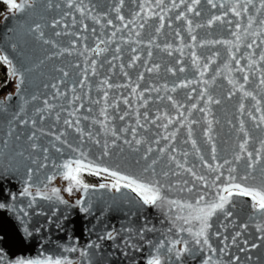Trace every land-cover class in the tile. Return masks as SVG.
<instances>
[{
  "label": "water",
  "instance_id": "1",
  "mask_svg": "<svg viewBox=\"0 0 264 264\" xmlns=\"http://www.w3.org/2000/svg\"><path fill=\"white\" fill-rule=\"evenodd\" d=\"M164 2L171 7V0H164ZM231 2L232 0H225V3L230 4ZM85 3H90L94 7L92 14L83 19L79 12L67 7L66 0H52V7L47 6L46 0H40L34 11L31 9L23 13L8 11L0 17V49H7L10 52L13 64L22 68L25 75L21 96L16 94L17 80L11 77L15 85L0 91V101H3L9 93L12 94V100L7 101L4 106H0V140L5 138V133L10 128L16 129L13 138L10 139L9 147L3 149L0 166L5 163L4 157L12 159L13 144L16 149L25 151L26 156L31 153L32 160L36 161V163H31V160L19 157L12 159V171L15 178L5 182V188H10L12 192L19 194L25 186L21 179L24 168L31 166L37 169L40 163H44V155L49 157L47 162L49 166L39 168L37 174L41 179L45 173L52 171L53 162H62L65 157L69 156L70 150L67 144L61 145L56 140V136L61 134H63L61 138L65 139L68 144H79L90 159L99 157L103 150L102 145L106 141L109 146L108 150L112 153L111 157L104 158L107 166L120 164L124 168L142 167L143 160L140 165H135L134 161L151 147L152 152L149 154V159H158V170L172 169L178 173V175L170 177L174 185L183 180H188L191 183L194 178L183 169H176L175 163L168 158L170 154L175 155L181 162L187 160L186 166L195 164L197 171L200 170L198 154L192 149L191 140H188L189 127L193 130L192 138L197 141V147L201 149L200 154L205 156H208L210 152V146L204 135L209 121H211L213 141L221 157L231 158L236 149L238 140L242 136L237 130L240 119L245 120L246 128L255 138L253 140L255 143L252 146H258L259 138H263L264 133L254 129L253 125H249L252 123L251 120L246 115L241 117L239 112L240 103H244L245 108L250 109L254 102L250 97H242V93L239 90H234L233 86L228 83L229 78L237 84L242 83L244 73L236 71L234 66L225 69L224 66L228 63L226 45L212 44L200 47V43L207 40H231L235 43V37L231 33L235 31V21L239 18L234 17L229 11L225 20L231 19L233 25L217 23L212 28H207L206 22L209 15L221 14L223 10L211 9L205 0H201L202 16L197 17L194 13H186L187 18L193 21L192 34L197 37L194 47L189 48L187 45L192 44V41L188 33L187 21L175 19L179 12L185 10V5L180 4L179 0H177L179 5L177 8H172L171 11L166 9L162 13L155 8L154 0H124L120 13L125 18L124 22L116 18L114 11V6L119 4V0H85ZM56 4H59L60 7H55ZM141 4L145 5L143 12H140ZM150 9L165 16L163 21L165 27L159 33L156 32L160 24L158 15H150ZM65 13L71 14L65 15ZM137 13L139 16L136 15ZM72 16L76 17L75 24H73ZM93 17L99 18V23ZM141 17L146 22L142 21ZM54 19L61 20V23L55 28L51 27V22ZM108 19H111L113 24H107ZM129 20H133L134 23L129 24L128 28H124L123 24ZM142 22H144V27L139 28ZM35 23L41 24L45 37L56 42L55 47L51 43L43 44L28 31V26ZM245 23L246 18L241 22V26L243 27ZM85 24L87 25L86 30L84 29ZM197 24H204L205 27H196ZM102 25L104 27H101ZM93 28L96 29L95 33L92 32ZM117 28L121 31H117L116 36L113 37L112 32ZM57 31L61 32L58 37L54 35ZM136 31L140 32L139 36H136ZM177 31L180 32V36L176 35ZM65 32L68 34L65 35ZM101 40H107V45L100 43ZM12 44L17 45L14 52L10 48ZM97 44L100 48L106 47V50L97 52ZM117 48L120 49L119 52L116 51ZM133 48L136 49L135 52L132 51ZM61 49H68V51L60 54ZM193 50L196 51L201 65L205 63L207 57L216 52L220 53L215 62L211 63L204 77L200 76L199 69L193 64L191 57ZM246 51L251 50L245 49L242 40L240 51L236 55L239 56ZM259 51V49L256 50L255 59L257 60ZM148 52L152 53L150 57ZM134 56H138L139 59L133 60ZM93 60L95 61L94 74ZM240 63L241 67L246 68L247 59H241ZM155 65H159V68L156 69ZM180 67H184L185 71L180 72ZM60 69L67 71L68 76L65 77ZM149 69L153 70L149 71ZM168 69H173V71H168ZM249 75L250 82L246 88L249 91L255 89L254 94L259 99L264 96V90L257 87L259 73L253 71ZM213 76H215V81L211 82ZM204 80L210 81L207 91L214 100L220 99L221 103L213 102L208 105L210 111L200 112L199 108L206 103V97L201 99L198 94L206 87L203 83ZM81 81H83L82 84ZM103 81H107V83H103ZM189 81L191 83H188ZM52 84L57 85L60 95L57 94V89L51 87ZM180 84H188V86L180 87ZM173 86H176L175 91H172ZM134 87L136 88L135 92L132 91ZM230 91H233L234 94L229 98ZM105 94H107V100H105ZM32 96H35L36 99L31 100ZM169 96L181 105L179 111L184 113L183 116L178 115L177 108L171 100L167 99ZM24 98H29L27 104H24ZM45 100H48L47 106L44 104ZM145 101L147 102L145 103ZM193 104H196L195 109L192 108ZM21 105H23V111L19 112V118L28 120L29 123L26 125L19 124L18 120L13 119V114L19 111ZM38 109L43 111H38ZM101 109L106 110L107 120L101 114ZM124 113H127L124 119H119ZM145 115H147V119H145ZM169 118L173 123L167 124V128H165L164 125ZM65 119L72 121L79 119L78 127L83 130V136L75 126L70 127L65 124ZM32 120L36 121L35 125L31 123ZM137 120L140 121L139 125L136 123ZM193 120L196 123H191ZM133 129H135V138L141 140L140 145H136L133 141ZM258 131L260 133H257ZM33 133H35L34 141L28 139ZM172 133H175L174 138L164 139V137L171 136ZM16 135H20L18 141L14 140ZM89 135H91V139H89ZM116 136H119L120 139L117 140ZM125 139L132 141L131 147L124 143ZM96 140H99L100 143L97 144ZM113 141H115V146ZM32 143L38 145L35 151L31 148ZM56 147H61L62 153L56 152ZM162 147H166L163 154L159 152ZM43 148H48V152L44 153ZM134 148H138L139 151H133ZM172 148H175L176 151L172 152ZM184 152L188 153L186 157L183 155ZM16 169L19 171H15ZM95 177L98 182H102L99 176ZM66 183L57 177L53 186L63 189L66 187ZM62 195L64 199L72 203L79 198L80 193L68 196L62 192ZM113 195V193L104 191L94 193L92 194V203L94 206H102L105 202L112 203L110 197ZM170 195L179 199L187 197L188 193L174 190ZM133 196L134 194H127L128 198H133ZM29 200L28 197L18 195L17 200L10 201L17 208L23 205L29 214L27 217H22L15 211L0 212V264H15V261L20 259L45 260L50 255L53 258L71 257L77 259V264H79L78 252H65L64 248L76 246L79 250L85 247L89 241H96L98 231L104 230L101 227V222H96L93 225L94 217L85 215L78 208L58 203L53 204L44 200H37L33 207L28 208ZM116 207L120 211L110 213L102 218L105 227H111L113 224L120 227L122 224H127L129 218L125 212L126 200L123 205L118 200ZM248 207L246 198H238L235 205H229V210L232 212L229 221L231 223L234 221V224L224 221L222 216L219 222L216 217H213L210 243L219 249L222 247L221 239L227 235L230 245L228 251L231 255L240 256V264H264V240L258 239L261 233L257 232L256 227L242 229L235 222L241 215L250 216L251 210ZM240 209L245 212L241 213ZM139 212L143 216L149 217L157 229L146 232L143 239L134 238V242L140 246L141 250L128 249L129 254L124 256L119 249L112 247L113 242L99 241L101 250L92 256L93 264H147L149 252L153 251L147 241H152L154 244L157 240L163 239L162 232L167 228V222L160 223L163 216L158 210L140 207ZM50 217L51 221L49 222ZM131 219L134 224L139 226V215ZM262 222L264 223V221H258V223ZM223 224H228L227 226L231 229L224 231ZM24 227L28 228L31 235L24 231ZM217 229L221 232L220 238L215 235ZM237 230L242 232L241 240L247 239L249 245L257 243L260 246L243 252L239 250V247H243L242 244L239 247L232 246L230 244L231 236ZM123 235L126 236L127 233ZM185 238L189 240V247L194 248L191 237L185 234ZM93 251L89 249L90 253ZM202 255L203 253H197L193 257L186 253L180 259L173 256L170 264H200ZM249 255L253 258L250 261L246 260ZM229 258L228 255H225L222 259L227 261Z\"/></svg>",
  "mask_w": 264,
  "mask_h": 264
},
{
  "label": "snow or ice",
  "instance_id": "2",
  "mask_svg": "<svg viewBox=\"0 0 264 264\" xmlns=\"http://www.w3.org/2000/svg\"><path fill=\"white\" fill-rule=\"evenodd\" d=\"M2 2L7 6L9 12H25L26 10H35V7L39 4L40 0H2ZM206 4L210 6L211 9L223 10L221 14H211L206 22L207 28H212L213 25L219 23L220 25H233L231 19L225 20L228 16L229 11L234 17H237L235 21V31L231 33L235 37V43L231 40H207L200 43V47L212 44H222L226 45V53L228 58V63L225 64V69L234 66L236 71L244 73L242 76V83L237 84L233 79L229 78L228 83L233 86L234 90H239L242 93V97L251 98L254 102L252 108L246 109L244 103H240L239 112L241 117L247 116L253 125V128L264 133V96L259 99L253 91H249L246 85L250 82V75L253 71L259 73L258 85L257 87L264 90V0H232L230 4L225 3V0H205ZM47 6L52 7V0H46ZM67 7L69 9H74L79 12L81 18H87L92 14L94 5L85 3V0H66ZM180 4L185 5V10L179 12L175 19L176 20H186L188 33L191 36L192 44L187 45L189 48H193L196 44L197 37L193 33V21L188 19L186 13H194L195 16H202V9L200 8L201 0H179ZM124 0H119V4L114 6V11L116 13V18L121 22H124L125 18L121 15V8L123 7ZM154 5L156 9L160 12H164L166 9L171 11L172 8H177V0H171V7L165 4L164 0H154ZM55 7H60L56 4ZM140 12L144 11L145 5L141 4ZM150 15H158L160 24L156 29L159 33L161 29L165 27L163 21L165 16L159 14L156 11L150 9ZM71 13H65V15H70ZM136 15L139 16V13ZM97 23H99V18L93 17ZM246 18V23L241 26V22ZM141 20L146 22L143 17ZM73 24L76 23V17L72 16ZM144 22L139 25V28L144 27ZM61 23V20L54 19L51 22V27L55 28ZM134 23L133 20H129L123 24L124 28H128L129 24ZM107 24H113L111 19L107 20ZM67 27V25H65ZM101 27H104L102 25ZM171 27V24H169ZM196 27H205L204 24H197ZM84 29H87V25H84ZM28 31L31 32L38 40L43 44H52L53 47L56 46L55 41H51L45 37V33L42 30L40 23H35L28 26ZM121 31L117 28L112 32V36H116V32ZM131 31V30H130ZM92 32L95 33L96 29L93 28ZM65 35L68 33L65 32ZM136 36L140 35L139 31H136ZM55 36H60L61 32L57 31ZM177 36H180V32H176ZM86 38V37H85ZM250 38V39H248ZM244 41V47L246 51L241 53L239 56L236 55L240 51V42ZM100 43L107 45V40H101ZM170 47V46H166ZM11 50L14 52L17 49V45H10ZM259 49V59H255ZM105 48H100L97 44L96 51L103 52ZM68 51V49H61L60 54ZM117 52L120 51L119 48L116 49ZM133 52L136 51L135 48L132 49ZM69 54H71L69 52ZM171 54V53H169ZM152 55L148 52V56ZM220 55L219 52L214 53L212 56L207 57L205 63L201 65L199 63V57L195 50L191 52V57L193 64L197 66L200 72V76L204 77L207 69L210 67L211 63L215 62L216 58ZM247 59V65L241 67V59ZM139 59L138 56H134L133 60ZM0 64L4 65L9 69L8 75L11 78L17 80V92L18 96L22 95V87L25 84V75L22 68H18L17 65L13 64V57L7 49H0ZM93 74L95 71V61H92ZM156 69L159 65L154 66ZM247 69V71H246ZM153 69H149L152 71ZM63 71V75L68 76V72ZM87 71V69H85ZM168 71H173V69H168ZM180 72H184V67L179 68ZM175 75V72H173ZM141 78H143L141 76ZM215 81V76L212 77V81ZM83 81H81V84ZM107 83V81H103ZM188 83H191L189 81ZM203 83L206 85L205 89L199 92L201 99L206 97V103L204 106L199 108L200 112L210 111L208 105L211 103L220 104V99H213V96L207 91V86L209 85V80H204ZM111 86V85H109ZM180 87H187L188 84H180ZM52 88L57 89L56 84L51 85ZM176 90V86H173L172 91ZM133 92L136 91L134 87ZM57 94L60 95L57 89ZM234 94L233 91L229 92V98ZM29 98H24V104L28 103ZM31 100H35L36 97L32 96ZM171 100L173 105L177 108V113L183 116L184 113L179 111L181 105L171 96L167 97ZM12 100V94L9 93L4 97L3 101H0V106H4L7 101ZM105 100H107V94H105ZM127 103V101H125ZM147 101H145L146 103ZM99 103V101H97ZM44 104L48 105V100L44 101ZM192 108H196V104L192 105ZM6 111V107L4 108ZM23 111V105L19 111L13 114V119L19 121V124H28V120L20 119L19 112ZM38 111H43L38 109ZM101 114L108 119L107 112L105 109H101ZM258 114V115H257ZM72 115V113H69ZM124 113L119 117L123 120ZM189 115L191 113L189 112ZM59 119V116H57ZM147 119V115H145ZM159 119V117H157ZM33 125L36 124L35 120H32ZM65 124L70 127L75 126L77 131L83 136V130H81L79 125V119L76 121L65 119ZM138 125L139 120L136 122ZM173 123L172 119H168L167 123L164 125L167 128V124ZM191 123H196L195 120ZM16 131L15 128H10L5 133V138L0 140V156H3V149L9 147L10 139L13 138V133ZM239 133L242 136L238 140L236 149L233 151L231 158L221 157L218 154L217 146L213 141L212 136V126L211 121L208 123V128L204 132L207 138V144L210 146V152L208 156L201 153V149L197 147V141L192 138L193 130L191 127L188 129V140H191L192 149L198 154L199 159V171H197L196 165L186 166L187 160L181 162L175 155H169V159L175 163L176 169H183L184 172L189 173L193 178V182L188 180L178 181L174 185L170 179L172 175H178L172 169L164 170L157 169V164L159 163L157 158L149 159V154L152 152V148L149 147L146 152H144L139 159L134 161L135 165H140L141 160L144 161L142 167L139 168H124L120 164L115 166H107V162L104 160L105 157H111L112 153L108 150V143L105 141L102 145V152L99 157L89 158V155L83 150V148L77 144H68L65 139H62V135H57L56 140L60 142L61 145L67 144L70 153L69 156L65 157L62 162H53L52 171L50 173H45L43 179L37 174L39 168H47L49 157L48 155L43 156L44 163H40L37 169L27 166L24 168L23 180L24 187L19 192V194L12 192L10 188H5L4 183L14 179L13 175V163L12 159L19 157L21 159H29L31 163H36L32 160L31 153L26 156L25 151H21L15 148L14 144L12 146V159L4 157L5 163L0 166V212H10L15 211L22 217H27L29 214L25 210V207L21 205L19 208L15 204L10 203V201H15L20 197L30 198L27 205L28 208L33 207L37 200L48 201L53 204H63L67 207L78 208L80 212L87 216L94 217L93 225L96 222H101V227L103 231H98L97 240L89 241L88 244L80 248L76 246L64 248L65 252L75 253L78 252L79 264H93L92 256L101 250V244L99 241H110L113 242L112 247L119 249L122 255L127 256L128 249L134 251H140L141 248L134 242V238L143 239L146 232L156 231V226L151 222L149 217L143 216L139 212L140 207H148L154 210H158L163 216L160 223L167 222V228L163 230V239L157 240L154 244L152 241H147L153 251L149 252V258L147 259V264H170L171 258L174 256L176 259H180L186 253L196 256L197 253H203L200 258V264H240L241 258L239 255H231L229 250V237L227 235L223 236L220 243L222 247L217 249L210 243V230L213 228V217L217 218V222L220 221L221 216L224 221H229L232 217V212L229 210V205H235L238 198H246V202L249 205L251 214L249 219L255 222L257 219L264 221V138H259L258 146L253 147V140L255 139L248 128L245 127V120L240 119L239 121ZM133 141L136 145L141 144L140 139L135 138V129L132 130ZM115 135V133H113ZM175 137V133L171 136L164 137V139H172ZM89 135V139H91ZM20 135H16L14 140L18 141ZM29 140H35V133L28 137ZM116 139H120L116 136ZM97 144L100 143L99 140L95 141ZM187 143V140L185 141ZM125 144L130 147L132 141L127 139L124 140ZM157 143H159L157 141ZM115 146V141H113ZM38 145L36 143L31 144L33 151L36 150ZM167 147V146H166ZM166 147L159 149V152L163 154L166 151ZM44 153L48 152V148H43ZM133 151H139L138 148H134ZM176 149L172 148V152ZM56 152L62 153L61 147H56ZM183 155L186 157L187 152ZM15 171H19L16 169ZM85 174L89 176H99L103 182L98 184H90L85 181ZM35 177V178H34ZM57 177H60L63 181H66V187L61 189L60 187L53 186L54 181ZM35 189V191H33ZM188 193L187 197H180L179 199L173 198L170 193L172 191ZM107 192L113 193L114 195L110 197L112 203L105 202L102 206H94L92 203V194L97 192ZM63 193L68 196H73L75 193H80L78 199L70 203L68 200L64 199ZM134 194L133 198H128L127 194ZM119 200L120 204L123 205L125 200L127 202V207L125 209L126 215L129 218L127 224H122L117 227L113 224L111 227H105V222L103 217L109 215L110 213H115L120 211L116 207V202ZM56 210L54 209V212ZM140 216V221H138L139 226L132 222V217ZM51 217L49 218V222ZM23 223V221H21ZM231 222V221H229ZM225 229L227 224L222 225ZM240 228L247 229L248 224L243 223L239 226ZM257 232L261 233L258 239L264 240V223H258L256 225ZM24 231L31 235L27 227H24ZM127 233V235H123ZM170 234V235H169ZM185 234L191 237V242L195 246L194 248L189 247V240L185 238ZM217 238L221 237V232L219 229L215 232ZM242 232L240 230L235 231V234L231 236L230 244L232 246L243 245L239 247L241 252L250 251L256 249L260 245L257 243H252L249 245L247 239L241 240ZM89 249L94 250L92 253ZM112 254V253H108ZM228 255L230 258L225 261L222 258ZM252 256L246 257V260H252ZM15 264H77V259L71 257H58L53 258L51 255L45 260H16Z\"/></svg>",
  "mask_w": 264,
  "mask_h": 264
},
{
  "label": "rangeland",
  "instance_id": "3",
  "mask_svg": "<svg viewBox=\"0 0 264 264\" xmlns=\"http://www.w3.org/2000/svg\"><path fill=\"white\" fill-rule=\"evenodd\" d=\"M6 12H8L7 6L2 1H0V17H2ZM4 70H6L5 74L3 73ZM8 72H9V69L6 68L4 65L0 64V90L1 91L4 88L13 87L15 85L14 81H12L11 78L9 80ZM84 179L88 180L89 175L85 174Z\"/></svg>",
  "mask_w": 264,
  "mask_h": 264
},
{
  "label": "flooded vegetation",
  "instance_id": "4",
  "mask_svg": "<svg viewBox=\"0 0 264 264\" xmlns=\"http://www.w3.org/2000/svg\"><path fill=\"white\" fill-rule=\"evenodd\" d=\"M91 182V184H94V182L93 181H90ZM249 217L250 216H246L245 218H244V221H242V220H240V219H236V223H237V226L239 227L240 225H242L243 223H247L248 224V228L247 229H251V228H255L256 227V225L258 224V220H256L255 222H253L252 220H250L249 219ZM228 223V222H227ZM231 223V222H230ZM232 223L234 224V221H232ZM231 223V224H232ZM228 225V224H227ZM230 227H231V225H230ZM228 229H231V228H229V226H227V228L226 229H224V231H227ZM236 229V228H235ZM243 229V228H242ZM230 231V230H229ZM228 231V232H229ZM230 235V234H229ZM232 235V234H231Z\"/></svg>",
  "mask_w": 264,
  "mask_h": 264
},
{
  "label": "bare ground",
  "instance_id": "5",
  "mask_svg": "<svg viewBox=\"0 0 264 264\" xmlns=\"http://www.w3.org/2000/svg\"><path fill=\"white\" fill-rule=\"evenodd\" d=\"M60 185V184H59ZM241 215V214H240ZM247 215H241L240 217H237L238 219H240V220H242V221H244V218L246 217ZM236 218V217H235ZM237 219V220H238Z\"/></svg>",
  "mask_w": 264,
  "mask_h": 264
},
{
  "label": "trees",
  "instance_id": "6",
  "mask_svg": "<svg viewBox=\"0 0 264 264\" xmlns=\"http://www.w3.org/2000/svg\"><path fill=\"white\" fill-rule=\"evenodd\" d=\"M6 81H7V80H6ZM6 81H5V82H6Z\"/></svg>",
  "mask_w": 264,
  "mask_h": 264
}]
</instances>
